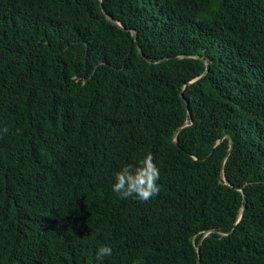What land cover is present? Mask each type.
<instances>
[{
  "label": "trees",
  "instance_id": "obj_1",
  "mask_svg": "<svg viewBox=\"0 0 264 264\" xmlns=\"http://www.w3.org/2000/svg\"><path fill=\"white\" fill-rule=\"evenodd\" d=\"M4 127L0 264H264V0H0Z\"/></svg>",
  "mask_w": 264,
  "mask_h": 264
},
{
  "label": "clouds",
  "instance_id": "obj_2",
  "mask_svg": "<svg viewBox=\"0 0 264 264\" xmlns=\"http://www.w3.org/2000/svg\"><path fill=\"white\" fill-rule=\"evenodd\" d=\"M7 134L8 128L0 130ZM112 191L120 199L133 197L139 201L147 202L159 192L157 181L160 179L159 168L154 163L150 153H145L136 164H128L112 174ZM113 249L108 244H102L97 249L99 258L110 257Z\"/></svg>",
  "mask_w": 264,
  "mask_h": 264
},
{
  "label": "water",
  "instance_id": "obj_3",
  "mask_svg": "<svg viewBox=\"0 0 264 264\" xmlns=\"http://www.w3.org/2000/svg\"><path fill=\"white\" fill-rule=\"evenodd\" d=\"M133 35H134V33H133ZM193 81V80H192ZM192 81H190L189 83H191ZM180 96L183 98V93L181 92L180 93ZM185 103H186V107L188 108V110H189V107H188V103L185 101ZM225 135V134H224Z\"/></svg>",
  "mask_w": 264,
  "mask_h": 264
}]
</instances>
